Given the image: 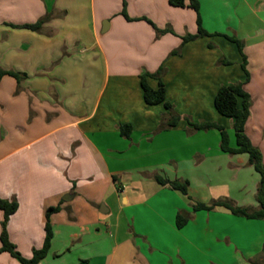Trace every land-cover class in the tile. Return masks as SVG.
<instances>
[{
  "label": "crops",
  "instance_id": "0c3cea01",
  "mask_svg": "<svg viewBox=\"0 0 264 264\" xmlns=\"http://www.w3.org/2000/svg\"><path fill=\"white\" fill-rule=\"evenodd\" d=\"M198 1L199 14L169 0H0V68L22 75L0 81V198L18 203L7 231L23 257L43 246L46 212L59 206L40 264H259L264 220L193 207L256 209L260 176L247 154L221 150L218 130L193 131L186 117L223 126L234 147L233 119L214 101L222 85L244 82L246 134L264 161V0ZM198 16L209 36L182 44ZM44 18L38 31L22 28ZM153 25L173 33L157 37ZM227 37L243 42L248 75ZM161 66L182 117L167 130L169 111L146 104L140 80ZM155 175L188 181V195ZM180 212L190 216L182 228ZM3 220L0 209V237ZM0 264L22 263L0 252Z\"/></svg>",
  "mask_w": 264,
  "mask_h": 264
},
{
  "label": "trees",
  "instance_id": "16d2710c",
  "mask_svg": "<svg viewBox=\"0 0 264 264\" xmlns=\"http://www.w3.org/2000/svg\"><path fill=\"white\" fill-rule=\"evenodd\" d=\"M170 5L174 7H180L185 8L189 7L193 10H195L199 14V1L198 0H169ZM122 14L128 19L132 20L128 17L126 10L124 8ZM45 18L39 20L38 22L34 24H28L24 25L22 28L30 29L38 31L42 24L45 22ZM198 25L199 30L198 33L195 35L187 34L182 37L183 43L193 41L199 37L209 36V33H207L201 26V19L200 16H198ZM157 37H160L166 33H173V30L171 28H166L164 30H160L155 25H153ZM228 40L235 43L240 53L243 56V63L242 68L248 75L247 71V59L243 52V42L236 37H227ZM181 48L173 51L171 54H180ZM228 64V62H225ZM166 73V69L161 66L156 72L154 73H145L140 76L141 80V86L144 92V100L146 104L148 105H159L162 104L166 110L169 111V114L166 117H163L162 124L160 126V130H167L171 129L178 125L182 117L178 115L174 111V106L167 100L166 98V88L163 82V77ZM10 75L18 80L21 79L22 75L12 72V71H6L2 68H0V81L1 79L6 76ZM153 78L158 80V88L153 89L149 86L147 79ZM244 82H237L232 85H222L215 97L214 105L217 110V112L227 118L233 119V130L235 135V146H231L230 144V137L227 132V130L215 123V122H208L203 121L200 123L193 122L190 118L186 117L187 122L190 126H192L193 131H208V130H218L220 132V148L223 152L228 153L230 155H236V154H247L249 156V164L252 166L255 171L260 176V182L258 184L257 189V201H258V207L256 209H249L237 206L234 202L230 200H218L213 201L211 204H204V203H197L194 205L193 210L194 212L199 210H213L216 207H223L228 209L233 215L245 217L248 219H260L264 220V161L262 152L258 147H256L251 139L246 134V123L250 117V108L252 105V99L250 94L244 89ZM132 133V126L130 124L122 125L120 127V134L121 136L125 138H130V135ZM154 179L160 184V185H169L172 189L179 191L183 195H188L189 191V182L188 181H181L178 179L170 180L167 178H164L161 175H155ZM0 209L4 212V220L2 222V233H1V242L2 247L0 249V252H8L11 256L18 259L22 264H40L49 254L52 240L54 237V233L52 230V226L50 223V217L52 214L57 213L60 211V207H50L48 208L46 212V218L47 222L45 225V240L43 243V246L40 249H35L33 251V255L31 258L27 259L22 256V254L19 252L17 247L11 242L8 231H7V223L13 214H15L18 210V203L6 199L0 198ZM190 216L186 214L185 212H180L177 215L176 219V225L178 228H182L187 224L189 221ZM259 264H264V246L262 248L261 252V261Z\"/></svg>",
  "mask_w": 264,
  "mask_h": 264
},
{
  "label": "rangeland",
  "instance_id": "374dc122",
  "mask_svg": "<svg viewBox=\"0 0 264 264\" xmlns=\"http://www.w3.org/2000/svg\"><path fill=\"white\" fill-rule=\"evenodd\" d=\"M232 137H233V135H232ZM206 211H207V210H206ZM103 231H104V230H103ZM108 235H110L109 232H108ZM105 239L107 240V241H106V242H107V244H106V249H108V248L110 247V245H111L110 242H112V241H110L111 239H109L108 237H105ZM74 245H76V242L72 243V244L69 246V248H70V249L73 248ZM98 264H99V263H98ZM100 264H103V263H100ZM210 264H212V263L210 262Z\"/></svg>",
  "mask_w": 264,
  "mask_h": 264
},
{
  "label": "water",
  "instance_id": "95a60500",
  "mask_svg": "<svg viewBox=\"0 0 264 264\" xmlns=\"http://www.w3.org/2000/svg\"><path fill=\"white\" fill-rule=\"evenodd\" d=\"M101 211L103 212V210L101 209Z\"/></svg>",
  "mask_w": 264,
  "mask_h": 264
}]
</instances>
